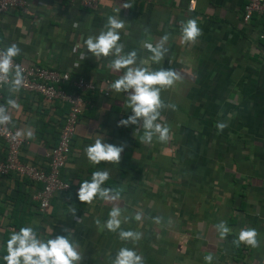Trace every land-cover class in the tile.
Returning a JSON list of instances; mask_svg holds the SVG:
<instances>
[{
	"label": "crops",
	"instance_id": "1",
	"mask_svg": "<svg viewBox=\"0 0 264 264\" xmlns=\"http://www.w3.org/2000/svg\"><path fill=\"white\" fill-rule=\"evenodd\" d=\"M245 1L99 0L94 10H85L54 0H25L24 9L0 13V48L17 44L21 54L15 61L73 73L99 87L110 81L108 96L85 97L89 103L78 117L59 171V179L69 189L54 194L44 214L36 211L32 200L39 184L19 181L17 187L13 177H0V249L1 240L16 232L9 222L19 191L23 195L16 206L22 207L26 226L43 240L70 231L79 243L81 264H111L121 247L134 248L144 264H205L209 254L212 264H264V42L261 19L242 20ZM125 2L133 7L122 8ZM110 15L125 21L121 42L125 52L137 51L138 62L151 55L143 41L155 43L170 34L164 61L150 65L153 70L175 69L183 78L161 93L165 103L176 105L175 111L161 114L171 128L167 143L155 139L142 143L137 126H118L131 115L125 107L126 94L111 89L122 72L107 68L112 57L97 60L84 44L89 35L99 34ZM189 18L197 19L202 29L195 46L180 40V25ZM2 93L0 105L7 106L9 98L20 105L10 110L12 122L7 125L21 133L19 160L44 169V154L56 144L66 106L23 91L11 94L8 85ZM218 121L228 124L219 134ZM28 131L34 138L27 137ZM96 136L104 143L124 146L118 165L89 163L85 148ZM4 155L0 140V159ZM97 170L109 171L103 187L120 192L115 203L129 218L121 228L142 233L137 243L122 241L117 233L95 224L96 219L102 223L108 219L113 202L78 200L80 184ZM137 212L142 213L141 221L134 218ZM156 217L160 223L154 222ZM222 220L232 229L224 240L214 227ZM244 227L257 230L259 247L232 243ZM2 261L0 250V264H6Z\"/></svg>",
	"mask_w": 264,
	"mask_h": 264
},
{
	"label": "clouds",
	"instance_id": "2",
	"mask_svg": "<svg viewBox=\"0 0 264 264\" xmlns=\"http://www.w3.org/2000/svg\"><path fill=\"white\" fill-rule=\"evenodd\" d=\"M131 2L122 4V8L130 9ZM119 13L120 8L116 9ZM126 27L125 21L118 15L107 17L103 29L98 35H89L84 41L87 51L97 60L112 59L107 68L113 72H122L111 84V89L117 94H126L125 107L130 109L131 115L127 119L119 121L118 126H137V132L142 131L140 141L151 144L155 139L159 143H167L171 138V128L163 121L162 112L166 109L176 110V105L165 103L161 97L163 91H167L177 83L182 82L181 74L172 68L160 67L156 70L151 64H161L168 52L166 47L170 34L163 35L157 42L152 43L147 39L142 46L151 55L146 60L138 62L136 50L125 52V45L121 42V32ZM145 34L149 32L144 29ZM202 35V29L198 26L195 18H189L180 25V40L182 43L195 46ZM21 54V49L13 43L5 49L0 50V85H8L11 94H18L26 81L23 69L14 62V58ZM84 59V56H81ZM20 105L17 100L9 98L7 106L0 105V127L7 126L12 122L10 110H18ZM217 134L224 131L228 124L218 121L215 125ZM21 135L20 132L17 136ZM29 139L34 138L32 131L26 133ZM124 146H116L104 143L103 138L96 136L95 142L85 148L87 160L92 165H99L101 162H110L118 165ZM110 173L107 170H97L91 175L90 180H84L76 193L81 203L91 204L97 198L113 202L114 206L108 213V219L101 222L96 219L95 224L100 230L106 229L111 233H117L122 241L137 243L142 233L133 230H123L122 223L128 221L123 216V209L115 202L121 199L119 191L105 188L103 185L109 180ZM73 208L71 214L75 216ZM135 220L141 221L142 213L135 214ZM155 223H160V218H154ZM221 240L227 238L231 233L226 221H220L214 225ZM52 233V229H49ZM255 228H241L238 237L232 243L239 247L243 244L246 247L257 248L260 241ZM79 249V243L72 238L69 231L67 236L57 235L54 238L43 240L31 226L21 227L18 232H13L6 242V255L3 257L6 264H81L83 256ZM205 264H212L211 254L204 257ZM111 264H144V258L134 248L121 247L112 258Z\"/></svg>",
	"mask_w": 264,
	"mask_h": 264
},
{
	"label": "built area",
	"instance_id": "3",
	"mask_svg": "<svg viewBox=\"0 0 264 264\" xmlns=\"http://www.w3.org/2000/svg\"><path fill=\"white\" fill-rule=\"evenodd\" d=\"M68 5H78L85 10H94L99 0H54ZM25 0H0V13L8 10L24 9ZM252 17L261 19L260 38L264 42V0H246L242 8V20L249 21ZM1 50V48H0ZM264 60V49L261 51ZM23 69L25 85L20 91L39 96L46 102L65 105L62 125L59 127L55 146L45 154V168H38L22 163L19 160L23 139L18 131L9 126L0 127V140L5 144V155L0 159V177L14 175L31 183H37L40 188L32 195L39 214L49 207L51 197L56 193H65L69 185L59 179V171L65 165L70 149V140L84 105L89 103L85 96L97 93L104 97L109 94V80H104L101 87L92 82L84 81L73 73L58 72L35 64H25L18 61ZM5 85H0L1 92Z\"/></svg>",
	"mask_w": 264,
	"mask_h": 264
},
{
	"label": "trees",
	"instance_id": "4",
	"mask_svg": "<svg viewBox=\"0 0 264 264\" xmlns=\"http://www.w3.org/2000/svg\"><path fill=\"white\" fill-rule=\"evenodd\" d=\"M6 86V85H5ZM4 86V87H5ZM3 87V88H4ZM2 91H3V89H2ZM2 92H1V98H2ZM88 95H86L85 97H87ZM67 108V107H66ZM67 110V109H66ZM66 112V111H65ZM65 114V113H64ZM63 118H64V115H63ZM63 120V119H62ZM56 141H57V139H56ZM7 177H13V179H14V181H15V183H16V186L18 187V186H20V184H19V181L21 182V184L22 185H24V184H31V182H29L28 180H26V179H23V178H18V177H16V176H14V175H8V176H5V178H7ZM4 178V177H3ZM23 195V194H22ZM22 195H20L19 194V191H16V196L14 197V203H13V208H12V212H11V221L9 222V226L11 227V228H14L15 229V231L16 232H18L19 231V229L21 228V227H25L26 225H27V223H26V218H23V217H21L20 216V214L23 212V211H20V210H22V207L18 210L17 209V204L19 203V201L22 199L21 198V196ZM25 201H27V200H29L30 201V197H27V200H26V196H25ZM30 203V202H29ZM1 212V211H0ZM10 238V234H7L2 240H1V256L2 257H4L5 255H6V242H7V240ZM3 263L5 262V261H2Z\"/></svg>",
	"mask_w": 264,
	"mask_h": 264
}]
</instances>
